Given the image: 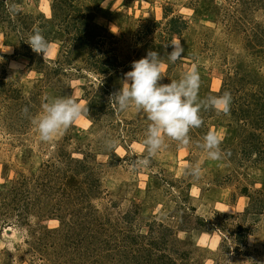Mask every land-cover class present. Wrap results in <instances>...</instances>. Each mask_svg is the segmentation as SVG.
<instances>
[{
    "label": "rangeland",
    "instance_id": "rangeland-1",
    "mask_svg": "<svg viewBox=\"0 0 264 264\" xmlns=\"http://www.w3.org/2000/svg\"><path fill=\"white\" fill-rule=\"evenodd\" d=\"M0 1V264H135L122 240L154 223L170 230L154 226L170 259L148 264L264 262V159L254 151L262 114L234 105L264 97V0ZM37 27L50 44L43 56L27 44ZM177 40L183 58L173 63ZM149 50L166 65L158 84L196 64L200 100L231 94L227 114L201 108L187 146L166 137L151 157L143 111L109 102ZM69 95L88 118L41 141L32 117ZM209 131L221 140L217 160L200 147ZM252 133H261L254 146ZM141 158L149 165L133 167Z\"/></svg>",
    "mask_w": 264,
    "mask_h": 264
},
{
    "label": "clouds",
    "instance_id": "clouds-1",
    "mask_svg": "<svg viewBox=\"0 0 264 264\" xmlns=\"http://www.w3.org/2000/svg\"><path fill=\"white\" fill-rule=\"evenodd\" d=\"M5 3L7 4V0ZM18 7L16 4L8 5L11 12ZM101 7H105L104 3ZM27 44L34 53L42 56L47 53L50 46L38 27L29 33ZM171 46L173 50L166 57L175 63L183 58V47L179 40ZM130 67L132 70L124 73L119 91L110 96L109 102L118 111L134 106L137 112L143 111L146 115L148 126L142 143L149 157L155 155L162 147H166V137L187 146L190 143L189 130L199 128L203 123L199 114L202 107L214 108L225 114L230 111L229 92H224L221 96H210L206 100L198 98L200 75L196 64L183 73L179 80H172L169 84H158L163 78L162 72L166 65L156 51L149 50L143 58L132 61ZM82 118H88V108L83 106V102H77L69 95L55 97L43 103L42 111L32 117L31 123L38 132L39 139L47 142ZM88 122L91 123V119H88ZM202 139L200 147L207 151L208 157L212 160L219 159L221 140L217 134L209 131ZM109 145L115 146V141H109ZM149 163V158H141L133 167L137 165L147 167ZM200 171L197 166L192 174L199 177ZM243 264L255 262L245 260Z\"/></svg>",
    "mask_w": 264,
    "mask_h": 264
},
{
    "label": "trees",
    "instance_id": "trees-1",
    "mask_svg": "<svg viewBox=\"0 0 264 264\" xmlns=\"http://www.w3.org/2000/svg\"><path fill=\"white\" fill-rule=\"evenodd\" d=\"M13 2V0H12ZM4 7V3L3 1H0V8L3 9ZM6 9V8H5ZM2 14V13H1ZM3 16V14H2ZM79 18L81 19V17L79 16ZM17 23H20L21 25H23V20L21 18L16 19ZM9 23H12L11 19H7L5 20ZM256 36V35H255ZM254 36V38H255ZM77 45L76 47L78 48V46H81V48H84V46H86V41L82 38V35H77ZM254 41H257V39H255ZM248 43L252 44V41H248ZM112 64V62L110 60L106 61V63L102 66L103 69H100L102 71H99V73L104 74L105 71H107L106 69H108L110 67V65ZM248 96H250V100H253L250 104H242L240 102H234V105L236 106V108L238 107L239 112L242 114V116H249L251 115V111L257 110L258 113L262 114L259 116L258 119H256V124H254L255 127H257L260 131L264 130V97L263 94L261 93H251L248 94ZM249 102V101H248ZM239 104V105H238ZM240 106V108H239ZM254 118V117H253ZM247 125V124H246ZM260 134L261 133H252L251 134V142L252 145L254 146V142L255 144H257V142L260 141ZM261 144L258 143V145H256V148L254 149L255 151V158H262L264 159V144L263 147H260ZM253 148V147H252ZM69 182H76L75 179H71L68 180ZM91 188V187H90ZM161 228L163 229L165 232H170L169 229L162 227V225L160 224H150L148 226V232L144 235H139V236H135V237H128L125 236V238L122 240L124 242L125 245H127V247L129 248L130 251H128L125 255L127 256L128 254H130L128 257L131 259V261L135 264H148L150 262L151 259H170V255L169 254H165L164 250H166L167 248L164 245V241H165V237L164 236V232H162L160 237H157L155 235L156 231H155V227ZM152 261V260H151ZM155 262V261H154ZM157 263L155 264H159L161 263V261L157 260ZM163 264H172V263H166L164 262Z\"/></svg>",
    "mask_w": 264,
    "mask_h": 264
},
{
    "label": "bare ground",
    "instance_id": "bare-ground-1",
    "mask_svg": "<svg viewBox=\"0 0 264 264\" xmlns=\"http://www.w3.org/2000/svg\"><path fill=\"white\" fill-rule=\"evenodd\" d=\"M8 230V229H7Z\"/></svg>",
    "mask_w": 264,
    "mask_h": 264
}]
</instances>
